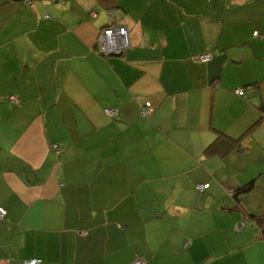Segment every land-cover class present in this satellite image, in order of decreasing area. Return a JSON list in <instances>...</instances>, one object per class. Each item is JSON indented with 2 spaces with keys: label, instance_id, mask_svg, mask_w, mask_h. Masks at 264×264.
I'll use <instances>...</instances> for the list:
<instances>
[{
  "label": "crops",
  "instance_id": "crops-1",
  "mask_svg": "<svg viewBox=\"0 0 264 264\" xmlns=\"http://www.w3.org/2000/svg\"><path fill=\"white\" fill-rule=\"evenodd\" d=\"M263 110L264 0H0V264H264Z\"/></svg>",
  "mask_w": 264,
  "mask_h": 264
},
{
  "label": "trees",
  "instance_id": "trees-1",
  "mask_svg": "<svg viewBox=\"0 0 264 264\" xmlns=\"http://www.w3.org/2000/svg\"><path fill=\"white\" fill-rule=\"evenodd\" d=\"M96 53L101 55V56H106V55L101 54L97 48H96ZM120 55H122V54H120ZM120 55H115V56H120ZM211 58H212V54H211ZM240 90H242V89H240ZM237 95H240V94H237ZM146 103H149V102H146ZM144 105H145V103L143 105H141L140 109H139V114H140V117H142V118H146L149 115V114L146 116L141 115V108ZM150 106H151V104H150ZM109 110L113 111L112 109H108V108L104 109L105 115L114 119L116 117V110H114L115 114L107 115L106 111H109ZM151 111H152V106H151ZM258 123L264 127V110L262 111V117L259 119ZM245 136L246 135H243L242 137H240L238 139H232L225 134L218 133L216 138L205 148L204 155L205 156H213V155L225 156L226 154H228L229 152H231L233 150L242 151V149H243L242 141H243V138H245ZM59 148H60L59 145H56V144L53 145V150L57 151ZM200 185L204 186V188L203 189L198 188V186H200ZM253 186H254V179L250 180L244 186L236 189L234 191L235 199H237L239 195L249 192L253 188ZM207 187H208L207 184H197L196 185V189L198 191H204ZM0 209L4 210L3 208H0ZM4 212H5V215L3 216L2 220H0V221L5 220L6 211L4 210ZM245 216H246V220L248 222H250L254 226H256V229L258 231V238H260L264 242V207H263L261 213L257 216H252V215H248V216L245 215Z\"/></svg>",
  "mask_w": 264,
  "mask_h": 264
},
{
  "label": "built area",
  "instance_id": "built-area-1",
  "mask_svg": "<svg viewBox=\"0 0 264 264\" xmlns=\"http://www.w3.org/2000/svg\"><path fill=\"white\" fill-rule=\"evenodd\" d=\"M257 36V33H253ZM130 46V41L128 37L127 28L120 25H111L102 28L96 41V48L103 55H120L126 48ZM211 59V53H204L197 58L200 63H206ZM236 94H241L242 90H236ZM9 101L12 103H17V99L14 96L9 97ZM151 106L150 103H145L141 108V115L146 116L150 114ZM107 115L115 114V111H106ZM198 188L203 189L204 186H198ZM5 215L4 210L0 209V220H2ZM24 264H39L40 260L30 259L23 262ZM133 264H142L141 261L136 260Z\"/></svg>",
  "mask_w": 264,
  "mask_h": 264
}]
</instances>
